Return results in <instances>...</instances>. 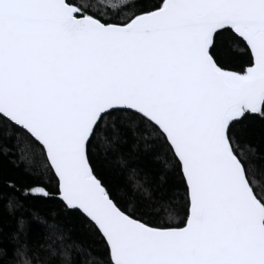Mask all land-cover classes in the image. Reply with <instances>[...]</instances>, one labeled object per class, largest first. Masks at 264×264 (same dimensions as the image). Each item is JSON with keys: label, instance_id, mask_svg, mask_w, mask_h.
<instances>
[{"label": "snow or ice", "instance_id": "1", "mask_svg": "<svg viewBox=\"0 0 264 264\" xmlns=\"http://www.w3.org/2000/svg\"><path fill=\"white\" fill-rule=\"evenodd\" d=\"M123 7L133 11L0 0V142L29 141L23 193L59 199L94 236L60 232L68 242L37 264H264V149L244 139L255 123L264 131V0ZM129 132L170 157H156L158 178H179V222L154 218L141 180L132 188L146 202L130 206L105 175L98 148Z\"/></svg>", "mask_w": 264, "mask_h": 264}, {"label": "trees", "instance_id": "2", "mask_svg": "<svg viewBox=\"0 0 264 264\" xmlns=\"http://www.w3.org/2000/svg\"><path fill=\"white\" fill-rule=\"evenodd\" d=\"M84 2L92 12L102 15L123 16L133 11L130 7H123L126 0ZM244 139L264 149V131L258 123L253 125ZM144 144L145 141L137 140L130 132L111 149L106 150L101 144L98 153L105 175L114 188L124 193L130 206L146 202L142 194L134 192L132 188L131 178L141 180L150 189L155 201L154 218L163 222H179L184 216V189L179 178L174 173L168 174L164 181L158 178L162 160H157L156 157H170H164L162 147L146 149ZM29 151H35V148L23 137L17 139L13 136L0 142V264H23L26 259L37 264L33 254L43 256L49 244L59 250L61 243L68 242L57 239L60 232L68 233L70 240L94 245L92 232L83 226L80 218L64 211L59 199L49 200L23 193V189L32 186L35 179L25 172V164L21 160V155ZM44 179L49 181L47 176ZM9 182L20 190L9 187ZM50 182L54 186V181ZM10 197H14V207L11 209ZM25 244L28 246V255L21 257L16 253Z\"/></svg>", "mask_w": 264, "mask_h": 264}]
</instances>
